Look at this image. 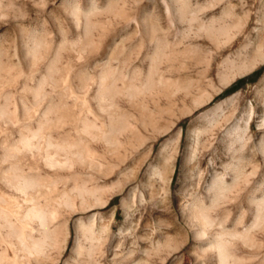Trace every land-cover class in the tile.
<instances>
[{
    "label": "rangeland",
    "instance_id": "1",
    "mask_svg": "<svg viewBox=\"0 0 264 264\" xmlns=\"http://www.w3.org/2000/svg\"><path fill=\"white\" fill-rule=\"evenodd\" d=\"M74 9L82 13L79 26ZM151 20L160 45L155 79L132 100L117 99L125 124L116 131L118 148L109 151L96 138L83 142L101 165L87 178L90 196L101 192L106 202L85 210L50 204L56 207L47 206L54 213L50 226H58V234L22 258L18 229L0 228V264H215L200 257L198 246L206 243L186 222L190 205L209 208L216 230L250 228L255 241L250 250L239 249L251 257L243 264H264V225L252 226L264 202V0H0V105L11 111V122L0 124V169L10 165L2 159L3 139L19 137L15 108L32 100L22 91L26 83L35 86L42 73L49 75L53 60L64 73L85 67L90 76L94 62L88 61L99 51L126 73L146 74ZM38 39L45 58L32 79L20 65L26 44ZM77 48L84 50L80 58ZM103 55L101 64L108 59ZM61 99L57 122L46 130L59 139L66 129L73 139L81 118L92 116L79 107L67 111L72 99ZM29 106L23 122L34 124ZM214 184L221 188L213 206ZM62 188L59 182L48 195ZM49 196L40 202L48 205ZM80 219L98 239L77 249Z\"/></svg>",
    "mask_w": 264,
    "mask_h": 264
},
{
    "label": "bare ground",
    "instance_id": "2",
    "mask_svg": "<svg viewBox=\"0 0 264 264\" xmlns=\"http://www.w3.org/2000/svg\"><path fill=\"white\" fill-rule=\"evenodd\" d=\"M73 13L75 22L79 26L82 13L77 9H74ZM148 28L149 31L146 35V40L150 49L147 54L149 65L146 74L141 73L137 68L132 73H126L120 64L114 66L111 63V57L105 55L104 51H99V53L96 52L97 54L88 61V64L94 62V65L92 64L93 73L90 76L85 67L78 68L75 71L73 70L74 72L64 73L55 63L56 61L53 60L49 63V75H46L47 72H41L40 78L34 82L36 83L35 86H30V83H26L23 86L22 91L24 95L27 98L31 97L32 100H30V104L22 102L15 108L17 119L14 125L16 126V131L19 133V137L12 143L7 138L3 139L1 143L4 148L2 159L10 161V165L8 169H0V228L6 227L12 231L14 230V232L15 229H18L16 239L19 243L18 249L20 255L18 252L16 254L21 256V258L26 257L25 254L30 249L42 251L44 248H39V250L37 248L44 247L48 239L50 241L51 237L58 234V226L54 228L50 226V219L54 214L52 212L56 209L55 207L52 211L51 207L57 206V208L63 207L64 209L67 208V210H74L77 204H79L82 210H85L95 204L103 205L106 202L102 200L101 192V196H90L91 189L88 187L87 181L88 179H92L93 176L89 173L94 172L98 165H101L98 157L91 154L83 142H89L95 138L101 139L105 142L109 151L119 146L116 145L117 142L120 143L118 141L119 139L117 140L118 137L115 136H118L117 133L119 134V130L123 129L125 124L122 119V111L117 106V99L127 97L132 100L131 98L137 97L135 95H139V92L145 91L151 86L153 77L155 79L154 70L156 61H158L157 57H159L158 46L160 45L158 42L159 38L155 34L156 27L154 21L151 20L149 22ZM40 43L41 40L38 39L33 45L26 44L25 51L28 57L25 56L20 65L21 73L32 79L38 74V68L34 71L33 67L45 58L44 51L39 47ZM104 44L103 42L101 43L102 46ZM74 51L77 58L84 55V50L81 48H77ZM102 54H104V58L108 57V59L101 64L99 63L100 61H97V58L102 56ZM38 72H40V69H38ZM166 79L164 78V81ZM46 85L50 88L49 92L45 91L47 89ZM42 94L45 95L44 99H42L41 103H38L37 101H39ZM141 94L145 95L146 93L143 92ZM47 95L50 98L49 102L45 99L48 98ZM61 96L72 99L70 106H67L66 102H63L67 107H70L67 108V111L79 107L81 109L80 111L86 110L92 116L91 120L81 118L80 122L82 121L83 128L81 127L82 130H79L81 128H77V136L73 139L67 136L68 132L66 129V135H62L64 137L59 139L54 138L46 130L48 124L53 125L57 122L56 116L59 110H61V100H63ZM21 100L26 101V98L23 97ZM29 105L34 108L35 125L30 122H23L26 118V111L30 108ZM10 112L6 104L0 105V124L8 125L11 122L9 119ZM116 131L119 132L116 133ZM109 133L110 135H107ZM24 166L28 168L26 171L21 169ZM42 171H45L44 176L41 175ZM59 182L64 183V188L55 197H50L48 193L52 186L56 187ZM220 186L215 184L213 186V206L218 203L219 197L217 196L220 195ZM47 196H49V204L44 205L39 199ZM49 205V209L52 212L48 209ZM257 207L256 216L252 223L254 227L255 224L264 225V202H260ZM184 215L194 237L199 242L204 241L206 243L198 246L201 259L207 260V258L212 257L215 264H243V262L251 259L250 256H245L243 255L244 253L239 252L240 248L250 250L253 247L255 240L251 235L252 231L250 232V228L247 227L239 230L236 227L230 229L222 225L216 230L214 218L209 208L200 210L195 205H190L189 208H186ZM55 216H58V214ZM92 217L99 219L101 214H94ZM53 221L55 220L53 219ZM78 223L81 234L77 240V249L83 247V240L92 242L98 239L92 225L84 223L82 219L78 220ZM10 233L12 234V232ZM60 243L62 244V242ZM31 252L29 253L32 254ZM2 254L4 255V253ZM42 254H44V251ZM1 257L3 256L1 255ZM22 263L26 264V262L21 260Z\"/></svg>",
    "mask_w": 264,
    "mask_h": 264
}]
</instances>
